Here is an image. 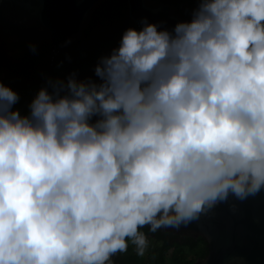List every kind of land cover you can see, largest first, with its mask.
<instances>
[{
    "label": "clouds",
    "instance_id": "clouds-1",
    "mask_svg": "<svg viewBox=\"0 0 264 264\" xmlns=\"http://www.w3.org/2000/svg\"><path fill=\"white\" fill-rule=\"evenodd\" d=\"M142 24L25 114L0 82V264H112L145 225L264 187V0Z\"/></svg>",
    "mask_w": 264,
    "mask_h": 264
},
{
    "label": "water",
    "instance_id": "water-1",
    "mask_svg": "<svg viewBox=\"0 0 264 264\" xmlns=\"http://www.w3.org/2000/svg\"><path fill=\"white\" fill-rule=\"evenodd\" d=\"M103 1L0 0V45L44 37L56 51L74 43L80 48L100 47L101 43L85 39L83 29ZM126 4L137 29L144 19L169 30L178 21L190 20L171 0H126ZM111 51L105 49L100 57ZM159 229L203 237L207 254L196 264H264V187L243 199L229 193L224 200L204 205L195 216Z\"/></svg>",
    "mask_w": 264,
    "mask_h": 264
},
{
    "label": "trees",
    "instance_id": "trees-1",
    "mask_svg": "<svg viewBox=\"0 0 264 264\" xmlns=\"http://www.w3.org/2000/svg\"><path fill=\"white\" fill-rule=\"evenodd\" d=\"M181 14L189 19L192 18L193 11L198 7L197 0H171ZM115 6L118 11L126 17L125 0L118 1ZM112 33L113 40L111 46H118L122 33ZM71 53V55H70ZM18 54V55H17ZM5 59H0V82L10 86L19 94V100L14 105L22 114L29 111L28 105L38 89L53 80H66L69 74L91 77L98 80L93 71L94 63L97 60L96 54L85 50L77 52L75 49L69 50L57 56L51 50L48 43H31L24 53H17ZM81 77V79H83ZM30 89L28 97L20 94L24 89ZM151 242L146 250V255L140 254L137 249H133V243L129 242L128 248L124 252H119L128 262L136 264H164L170 254L173 264H196L197 260L204 258L207 254V244L203 237H193L191 235H178L158 229L151 232L149 226L142 229ZM136 248V247H135ZM149 262V263H148Z\"/></svg>",
    "mask_w": 264,
    "mask_h": 264
},
{
    "label": "flooded vegetation",
    "instance_id": "flooded-vegetation-1",
    "mask_svg": "<svg viewBox=\"0 0 264 264\" xmlns=\"http://www.w3.org/2000/svg\"><path fill=\"white\" fill-rule=\"evenodd\" d=\"M122 0H104L102 3L98 5V7L92 13L89 21L84 27V37L88 42L97 41L101 43L100 47H94L91 49L88 48H80L78 44L74 43L63 50L56 51L51 48L52 52L57 56L61 55L62 53H66L69 50L75 49L77 52L80 50L81 52L85 50L92 51L96 54L97 59L100 57L102 52L105 49H113L111 46V41L113 40L110 38L112 33H121L122 30H126L129 27H135V24L131 21L127 13V4L125 7L126 17L123 16L115 3ZM126 2V0H125ZM42 44L46 42L50 45L49 41L44 37L38 38H28V39H18L12 40L10 42H3L0 45V59L13 56L17 53L22 54L26 51L29 44L31 43ZM51 47V46H50ZM18 55V54H17ZM71 55V53H70ZM95 64V63H94ZM94 71V66H93ZM77 76V75H76ZM78 78H83V76H77Z\"/></svg>",
    "mask_w": 264,
    "mask_h": 264
},
{
    "label": "rangeland",
    "instance_id": "rangeland-1",
    "mask_svg": "<svg viewBox=\"0 0 264 264\" xmlns=\"http://www.w3.org/2000/svg\"><path fill=\"white\" fill-rule=\"evenodd\" d=\"M30 89H24L22 92H21V96L22 97H28L29 95V92ZM151 244V242L148 240V243H147V247L144 249L143 251V254L146 255V250L147 248L149 247V245ZM133 246V249H137L136 245H132ZM136 247V248H135ZM111 261H112V264H136L135 262H128L124 256H122L119 252L115 253L112 257H111ZM149 263V262H148ZM149 264H154V261L149 263ZM164 264H173L172 261L170 260V254L168 255V258L166 260V262Z\"/></svg>",
    "mask_w": 264,
    "mask_h": 264
},
{
    "label": "built area",
    "instance_id": "built-area-1",
    "mask_svg": "<svg viewBox=\"0 0 264 264\" xmlns=\"http://www.w3.org/2000/svg\"><path fill=\"white\" fill-rule=\"evenodd\" d=\"M34 96H35V94H34ZM34 96H33V97H34Z\"/></svg>",
    "mask_w": 264,
    "mask_h": 264
}]
</instances>
